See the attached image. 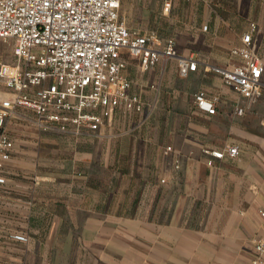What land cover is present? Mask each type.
Masks as SVG:
<instances>
[{
  "label": "crops",
  "instance_id": "obj_1",
  "mask_svg": "<svg viewBox=\"0 0 264 264\" xmlns=\"http://www.w3.org/2000/svg\"><path fill=\"white\" fill-rule=\"evenodd\" d=\"M245 1L172 0L166 12L164 0H121L129 29L175 40L197 69L182 77L177 59L162 58L143 71L128 57L141 113L120 108L81 137L33 133L45 154L15 143L1 172L0 264H254L264 236V97L238 117L243 99L210 70L237 63L230 51L248 26L232 9ZM198 92L219 98L215 115L197 108ZM229 145L237 158L207 165L205 151Z\"/></svg>",
  "mask_w": 264,
  "mask_h": 264
},
{
  "label": "built area",
  "instance_id": "obj_2",
  "mask_svg": "<svg viewBox=\"0 0 264 264\" xmlns=\"http://www.w3.org/2000/svg\"><path fill=\"white\" fill-rule=\"evenodd\" d=\"M120 7L121 0H0V40L12 42L15 58L13 63H0V87L9 92L0 95V186L6 183L1 172L15 147L5 131L9 122L28 120L29 113L41 132L81 137L84 130L95 133L112 122L120 108L143 111L125 74L128 57L138 60L143 71L162 58L177 59L182 77L197 69L194 58L178 55L175 40L129 29L120 18ZM171 7L172 0H164V10ZM263 36L264 28L251 22L240 45L230 51L237 63L210 68L243 99L235 107L238 117L264 97ZM218 101L205 92L195 94L197 108L209 115L216 114ZM171 151L168 147L166 154ZM205 154L212 167L226 156L237 158L239 148L229 145ZM254 248V264H264V236Z\"/></svg>",
  "mask_w": 264,
  "mask_h": 264
},
{
  "label": "rangeland",
  "instance_id": "obj_3",
  "mask_svg": "<svg viewBox=\"0 0 264 264\" xmlns=\"http://www.w3.org/2000/svg\"><path fill=\"white\" fill-rule=\"evenodd\" d=\"M232 10L234 12L232 18L239 24L249 26L251 22H256L264 28V0H254L250 4L247 3L246 0L242 8ZM14 61L12 42L0 40V63H13ZM1 92L4 93V90L0 87V93ZM26 118H28V120H13L9 122L5 131L20 148L29 151H40L43 154L47 153L48 147L46 145L34 146L36 139L33 133H39L41 131L29 120L31 119L29 113L26 115Z\"/></svg>",
  "mask_w": 264,
  "mask_h": 264
}]
</instances>
